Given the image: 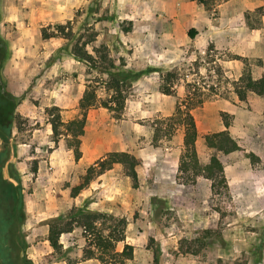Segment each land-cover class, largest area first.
<instances>
[{"label": "rangeland", "instance_id": "374dc122", "mask_svg": "<svg viewBox=\"0 0 264 264\" xmlns=\"http://www.w3.org/2000/svg\"><path fill=\"white\" fill-rule=\"evenodd\" d=\"M221 1L213 0L205 8L196 0H0V38L5 46L0 76L12 100H20L15 110L22 119L19 132L12 128L11 143L17 145L18 150L16 154L14 146L10 161L22 173L27 216L24 231L29 244L26 253L33 264H59L63 263V259L71 263L79 258V249L82 252L84 247L83 238L76 230L60 236L63 244L69 243L66 248L62 244L60 252L49 253L48 243H43L47 235L33 233L32 228H28L36 219L33 216L36 210L33 201L40 197L47 200L50 190L38 187L39 181L63 178V170L60 165L53 166L50 152L56 150L66 160L74 158L73 150L66 147L64 136L52 135L46 109L57 107L62 121L78 116V97L90 81L97 85L99 98L108 96L97 81L100 76L90 73L86 64L73 57V43L94 34L95 41L87 45L88 51L103 45L119 69L142 73L136 84L125 88L126 101L118 119L98 103L87 112L90 118L95 119L94 122L88 121L87 128L89 131L97 130L99 137L103 136L102 127L108 125L112 118L124 120V125L130 120L135 128L140 125V129L134 132L133 143L134 147H139L151 140L152 135L145 139L147 136H141L142 130L149 133V127L152 128L158 119L157 116H150L146 120L145 115L155 109L167 108L177 97H184L179 85L184 87L185 92L186 83L202 86L206 100H230L233 97L230 85L233 77L226 76L220 64L221 60H227L232 55L216 50L213 44L197 51L192 44L184 43L186 34L193 40L198 31L194 26L196 23L192 24L189 18L187 21L178 18L179 14L191 17L198 12L200 16L216 18L219 15L216 5ZM40 7L47 9L49 14L55 8L57 20L47 24L46 19L39 16L37 10ZM263 12L264 6L245 15L247 25L258 26ZM227 23L229 21L223 22ZM59 25L64 26L62 34L49 39L42 37V29L52 32ZM137 36L142 39L138 40V44L134 41ZM245 62L249 65L247 60ZM218 65L222 67V77L214 71ZM169 70H174L179 80L175 83V95L165 97L158 90L159 75ZM135 123L139 125L135 126ZM124 125L121 127L123 132L127 131ZM45 128L48 130L45 131ZM132 130L126 132L130 136L127 138L130 146ZM89 133L95 136L94 132ZM162 146L158 144V147ZM219 158L226 168V186H215L200 198L183 189L179 196L195 200L193 207L182 212V220L178 217V223L172 222L174 216L171 210L162 218L168 221L167 225L171 224L164 234L170 238L167 251L173 256L165 255L161 264H264V164L259 161L250 164L238 153L234 156L219 154ZM3 173L7 176L6 168ZM71 177L73 179L75 175ZM81 177L79 175V182ZM177 179L191 189L193 183H189L185 175ZM25 197H28L27 203ZM165 198L155 200L157 206L154 209L169 207ZM53 218L44 220L47 226ZM205 229L210 230V236L204 242L193 243L191 240L201 237V231ZM219 232L221 238L217 235ZM78 245H82L81 248ZM147 246L154 251L157 242L149 236Z\"/></svg>", "mask_w": 264, "mask_h": 264}, {"label": "crops", "instance_id": "0c3cea01", "mask_svg": "<svg viewBox=\"0 0 264 264\" xmlns=\"http://www.w3.org/2000/svg\"><path fill=\"white\" fill-rule=\"evenodd\" d=\"M263 6L264 0H222L216 5L219 15L213 19L203 15L200 16L199 12L196 15H191V17L188 15L180 16L179 14L178 18H182V20L186 21L189 18V21L193 22L192 24H197L194 25L198 31L194 36L195 38L192 40L188 34H186L183 42L192 44L197 51H203L206 45L213 44L216 50L231 54V58L221 60L222 63L220 64L223 66L225 75L233 77L232 81H236L241 75L244 68L243 59L249 62L252 78L258 79L264 71V12L261 13L259 17L258 26L253 27L247 25L245 15L254 12L256 9H261ZM37 11L40 13V17L46 19L47 24L57 20L55 8L51 10L50 14L47 9L41 7ZM225 21H229V23L223 24ZM236 24H238V26H235ZM138 40L140 41L142 39H138V36L134 38L137 44L139 42ZM235 56L241 58L234 59ZM140 79L141 78H138L133 85ZM85 87L86 86H84V89L81 91V95L78 97L79 99ZM174 87L175 84L173 85V89ZM179 87L183 89L184 95H186L184 87L182 85H179ZM232 93L234 95L230 100L224 98L206 100L203 98L200 105L190 110L194 117L197 130L195 150L198 159L203 164L209 161L213 150L205 146L202 135L224 130L223 118H221V115L224 113L228 115L229 118L230 126L228 127V132L230 136L242 149L254 153L259 158V162L263 165L264 99L249 93L245 101H240L236 94L234 92ZM162 95L165 97L173 96ZM184 97H177L167 108H154L155 110L145 115L147 116L146 120H148L150 116H157L158 119L171 116L174 113L176 101ZM94 107L95 106L88 110ZM88 110L86 111L87 123L88 121L94 122L95 119L90 118L89 114H87ZM80 116L81 114L79 113L78 116H72L67 121L79 118ZM115 118H112L108 125L102 127V137L97 135V130L89 131L87 128L88 124H86L85 132L80 137L79 150L81 156L78 160H74V158L73 160L63 159L58 155V151L56 150L50 152L49 158L54 159L52 161L53 166L60 165L59 168L63 170V178L54 177L51 179H41L39 181L37 184L39 185L38 187L50 190L47 194V200H45L44 197H40L37 201H33L36 205L33 216L36 219L34 223L31 222L28 225V228H32L33 233H41L46 236L48 233V226L44 220L64 214V212H67L72 206H84L107 215L111 214L114 217H125V240L118 243L116 247L117 250H121L125 243L133 246V258L125 264H151L153 262V251L147 246L149 236L154 238L155 242H157V248L160 251L158 263L161 264L162 257L165 258V255L168 257L173 256L172 253L167 251V244L170 238L164 234L165 230L170 229L171 224L159 225L157 221L153 219V212L155 210L153 199L166 197L168 199L165 198L169 205L168 209L174 210L177 217L181 219L182 212L189 209V207H193L195 203V200H185L184 196L183 198L179 196L183 193V189L186 190L185 192L192 193L197 195V198H200L211 192V181L206 178H198L193 185L190 186L191 189L187 188V185L177 181V176L179 175V159L183 149V130L181 128L177 129L170 138H160L154 146L152 144V137L155 124H153L152 128L151 126L149 127V133L143 130L141 133V136H147L145 139H148L149 135L152 133L151 140L148 139L149 141L143 143L139 147H134V132L136 129H140L139 127L141 126L135 123V126L139 125V127L135 128L130 120L126 121L130 126L126 123V125H124V120H117L118 118ZM122 125L126 126L128 132L133 128L131 146L129 145V139H127L130 137L128 133H126L127 131H121ZM46 130L48 129L45 128V131ZM36 131L38 135V130ZM89 132H94L95 136L90 135ZM160 143L163 144L162 147H158ZM17 148V145H15L16 154ZM68 150L69 149H67V152H69ZM113 151H125L139 159V163L136 166L137 187H132V181L124 174L122 165L114 164L111 169L97 176L86 187L81 189L76 196L71 197L69 189L79 183V175L81 177L88 166L93 165L97 160L102 159L107 153ZM219 154L220 153L217 154L218 157ZM234 154H237V152H232L227 155L234 156ZM219 160L224 168V163L220 158ZM61 164L63 165L61 166ZM225 172L226 168H224V173ZM72 175H75L76 178L74 177L71 179ZM63 183H65V185ZM229 183L230 180L228 179L227 184L229 185ZM27 201L28 197H25V203H27ZM171 232L174 233L173 230ZM46 238L47 237L43 239L44 244L48 243ZM60 243L63 244V241H60ZM66 245L63 244V248H66ZM81 246L82 245H78L77 247L81 248ZM31 248L33 249L32 246ZM49 248L48 252H53L50 246ZM78 255L79 258L75 261L72 260L71 263L63 259V263L59 264H99L94 258L83 259L81 249H79Z\"/></svg>", "mask_w": 264, "mask_h": 264}, {"label": "trees", "instance_id": "16d2710c", "mask_svg": "<svg viewBox=\"0 0 264 264\" xmlns=\"http://www.w3.org/2000/svg\"><path fill=\"white\" fill-rule=\"evenodd\" d=\"M205 8H208L213 0H196ZM259 10V9H258ZM62 25L56 27L55 31L47 32L42 29L41 35L44 39L57 37L64 32ZM95 35L92 34L88 39L75 41L71 47L73 57L86 64L90 73L98 74L102 88L107 92L106 98H99L96 93L97 85L88 83L79 99L78 108L81 116L63 122L61 120L58 108L53 106L46 109L50 116L51 132L54 137L61 134L66 139V147L73 149L74 160L81 156L79 150L80 137L84 134L87 124L86 111L95 106L107 109L115 117H119L125 102V88L132 86L142 74L119 69L115 60L110 56L106 47L100 45L94 47L90 52L86 48L88 44L95 41ZM5 46L0 38V62L3 59ZM241 57L235 56L234 59ZM241 75L236 81H232L233 92L240 101H245L247 95L252 93L264 99V71L258 79L251 76L250 66L246 64ZM215 73L222 77V69L218 65ZM178 74L174 70L160 72L159 91L165 95H175L173 85L179 80ZM96 79V78H95ZM186 95L183 99L177 100L174 113L164 119H158L154 123L152 144L155 146L160 138H170L177 129L183 130V149L179 159L178 171L180 178L186 176L189 183H194L198 178H206L211 181V189L215 186H226L224 168L217 156L220 154H230L237 152L238 155L249 160L251 164L257 163L259 158L250 151L242 149L238 143L230 136L228 127L230 122L228 115L222 114L224 130L207 133L202 135L206 147L213 150L209 161L203 164L199 161L195 141L197 130L194 117L190 110L201 104L203 101L202 86L195 83H186ZM20 100H12V95L8 93L0 76V264H33L28 258L26 250L29 246L24 231V225L27 219L24 196L25 191L22 185V173L10 161L14 154V143L12 128L15 127L19 132L21 130V115L16 112V106ZM13 151V153H12ZM139 163L132 154L125 151L109 152L93 165L86 168L81 181L73 187H70V196L74 197L78 192L86 187L93 179L111 169L114 164H121L124 174L132 181V187H137L136 166ZM6 168L7 176L3 169ZM36 170V167L33 171ZM157 200V199H155ZM153 203L157 206V202ZM170 209H155L153 219L159 225L168 223L162 219L167 215ZM172 222L178 223L179 219L174 210ZM125 218L115 219L105 213L88 209L84 206H72L66 213L59 215L48 222L47 242L55 252L62 250L60 236L63 234L79 231L83 238L84 247L82 248L83 259H96L99 264H125L133 258V246L124 244L121 250H117V244L125 240L124 227ZM208 229L201 231V237H195L193 243L204 242L210 236ZM221 238V233H217ZM159 249L153 251V262L158 264Z\"/></svg>", "mask_w": 264, "mask_h": 264}]
</instances>
